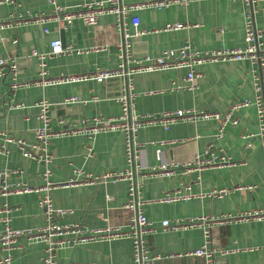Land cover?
Segmentation results:
<instances>
[{
    "label": "crops",
    "instance_id": "0c3cea01",
    "mask_svg": "<svg viewBox=\"0 0 264 264\" xmlns=\"http://www.w3.org/2000/svg\"><path fill=\"white\" fill-rule=\"evenodd\" d=\"M143 1L146 0H124L127 3ZM59 3L74 8L81 0H59ZM251 11L253 24L262 31L264 42V0L254 6L239 0H191L188 4L179 3L163 9L145 8L138 12L139 28L145 32L130 39V53L138 59L157 57L164 50L178 49L187 42L193 50L202 52L244 48L246 19ZM51 12L48 0H0V20L9 23L0 30V59L14 58L19 67L20 82L31 83L16 90L10 106L7 91L11 77H0V131L28 144L37 143L35 129L41 123L36 103L41 99L46 98L53 104L51 127L59 131L95 116H120L122 105L117 98L128 93L125 77L46 87L32 83L40 76L37 58L28 59L33 49L49 51L55 39H61L65 46L74 49L106 47L49 59L52 77L88 74L98 68L115 70L123 61L118 43L124 40L126 32H134L130 17L121 28L114 14L101 15L93 26L76 19L65 29L53 21L39 24L31 20L35 14L49 16ZM169 23L191 26L176 31L163 30ZM197 71L198 87L195 90L172 91L174 83L185 84L186 69L133 74L132 91L137 93L135 115L179 109L225 113L234 102L255 98L254 75L259 73V65L248 58L209 61L199 65ZM68 97H78L80 102L63 104ZM235 117L238 125L229 124L221 138L217 137L219 123L215 119L179 121L168 129L159 124L139 129L137 141L141 144V152L136 164L142 163L146 168L162 163L178 165L170 177L146 174V170L145 174L136 171L134 175L138 198L144 201L143 212L157 227L155 232L143 235L151 255L183 253L204 243L203 226L163 230L160 226L164 220L236 215L264 209V150L257 108L254 105L241 108ZM211 145L217 156L230 157L233 163L204 170L182 168L183 163L193 161L196 155L204 156L206 147ZM6 148L7 153H0V173L21 171L10 173L8 184L15 187L27 183L40 187L44 183L45 164L25 157L17 143H7ZM49 151L53 156L50 178L56 184L74 179L81 181L87 174L100 176L106 172H125L129 167L122 131L102 132L92 139L82 133L54 136ZM239 184L252 188L235 190L224 197L210 196L214 190L232 189ZM168 193L190 197L174 202L161 200ZM42 194L34 191L0 197V207L2 204L18 207L11 215L13 228H38L46 224L40 206ZM51 197L55 207L70 211L59 219L62 223H79L89 230L108 227H118L121 232L130 230L134 213L125 208L129 199L128 181L104 180L60 186L52 190ZM3 216L0 213V230L4 227ZM21 243L22 249L12 251L14 264H36L46 254L44 242L31 243L22 239ZM210 246L216 249L215 259L220 264H264V220L216 224L211 230ZM1 255L6 254L2 252ZM55 258L58 264L105 261L136 264L130 237H103L69 244L58 249ZM152 264H204V260L195 256L168 257L156 259Z\"/></svg>",
    "mask_w": 264,
    "mask_h": 264
},
{
    "label": "built area",
    "instance_id": "2783aa9c",
    "mask_svg": "<svg viewBox=\"0 0 264 264\" xmlns=\"http://www.w3.org/2000/svg\"><path fill=\"white\" fill-rule=\"evenodd\" d=\"M52 6V12L49 16L42 14H35L32 16V21L39 24H46L48 22H55L60 28H67L76 19H81L87 25H96L98 19L104 14H114L117 16L119 27H124L126 18L130 17L131 23L134 26L133 33L124 34L125 38L122 42L118 43V48L121 52L122 63L115 70L98 68L96 71L88 74L74 75V76H57L50 75L48 67V60L63 54H71L73 52H89L91 50H99L106 48L103 46L92 47L91 49H74L71 46H65L61 39H55L50 44L49 51L41 52L33 49L28 55V59L37 58L39 67V79L32 82L37 86H50L63 83L79 82L86 80H96L99 82L106 81L111 78L125 77L128 81V93L117 98L122 105V113L118 117L105 118L102 116H95L90 119H83L81 124H73L71 127L63 128L59 131H54L51 127L52 123V103L46 98L41 99L36 103L38 107V119L40 126L35 129V137L37 143L28 144L26 141L18 139L6 131H0V153H7V143H17L22 149L25 157L32 158L45 164L43 172L44 183L40 187H33L27 183H22L15 187H11L7 178L12 172H21L19 170L4 171L0 173V197L9 194H21L29 192H42L40 206L43 209L46 224L38 228H25L16 229L11 226V215L18 207H13L7 204H2L0 213L4 216L1 217L3 229L0 230V264H14L12 251L22 249V239L28 242H44L46 244L45 256L39 263L36 264H58L55 258L56 251L64 248L69 244L77 245L85 242L88 239H96L103 237H130L133 241L134 259L136 264H152L156 259L168 257H182V256H195L204 260V264H220L215 259L216 249L211 245V230L216 224H228L234 222H247L252 220H264V209H254L237 213L236 215H220V216H200L191 217L185 220L169 221L164 220L161 223L163 230H181L188 227L201 225L204 228V243L191 251L183 253H172L166 255H151L145 246L143 235L153 233L157 227L149 221L143 212L144 201L139 200L137 185L134 181L136 171L143 172L150 175H164L170 177L174 174L178 165L176 163L168 164L162 163L158 167L146 168L144 164L137 163L136 159L141 152L137 141V133L140 128L146 125H162L168 129L171 125L179 121H189L198 119H215L219 123L217 137L221 138L224 131L229 124L238 125L239 121L235 117L236 111L248 106H256L258 118L260 120V134L263 137V150H264V42L261 39L263 36L262 31L256 29L252 20V11L248 14L245 27V47L238 49H224L215 51H197L193 50L190 43H185L178 49H166L161 55L157 57L146 56L142 59L135 58L130 53V39L132 37L143 34L139 28L140 17L138 12L145 8L163 9L170 7L174 4H188L191 0H146L143 2L127 3L124 0H81V3L76 7H66L59 3V0H48ZM237 1V0H232ZM246 4H251L263 0H239ZM9 23L0 20V30ZM190 24L185 23H169L163 30L176 31L190 27ZM45 32L48 29L45 28ZM16 42V41H15ZM248 58L254 63L259 65V73L254 75V84L256 95L254 99L245 98L230 105L225 113L216 111H202V110H171L164 111L160 114H150L137 116L134 113L135 99L137 93L133 92V84L131 77L138 72L160 71L168 69H186L185 84L174 83L173 90L188 89L195 90L198 87L197 78L199 73L197 67L207 62H215L219 60H241ZM19 67L14 58L0 59V77L10 75L11 80L8 85V101L11 106L13 104V97L18 88L29 85L31 83H22L18 78ZM80 102L78 97H68L63 101V104H70ZM63 123V122H62ZM110 131H122L125 136L126 144V157L128 162V169L125 172H106L100 176H93L87 174L83 180H70L64 183H54L51 181V165L53 156L49 151V144L54 136L60 135H76L84 134L88 138H94L97 134ZM174 142V141H170ZM165 143V142H164ZM90 152L92 148L89 147ZM230 157L217 156L213 146H208L205 149L204 156L201 154L196 155L193 161L183 163L182 168L186 170H204L211 167H220L226 164H232ZM83 173V172H80ZM118 181L125 180L129 183V199L125 204V208L133 211L134 215L130 220V230L120 231L118 227H108L105 230H89L79 223H62L59 219L69 214V210L57 208L54 205L51 197V192L56 187H68L77 184H93L98 181ZM251 186L236 185L231 188H222L214 190L210 193L212 197H224L235 190L246 191L250 190ZM190 196L182 194H167L161 200L166 202H174L181 199H189ZM5 252V256L1 253ZM70 264H118L110 261L102 263H84V262H71Z\"/></svg>",
    "mask_w": 264,
    "mask_h": 264
}]
</instances>
